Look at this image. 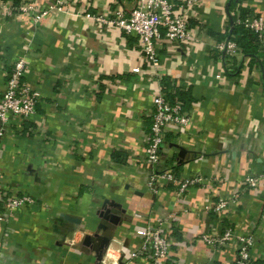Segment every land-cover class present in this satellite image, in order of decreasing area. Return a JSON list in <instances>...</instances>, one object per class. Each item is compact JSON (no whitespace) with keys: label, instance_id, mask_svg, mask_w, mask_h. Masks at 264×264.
<instances>
[{"label":"crops","instance_id":"1","mask_svg":"<svg viewBox=\"0 0 264 264\" xmlns=\"http://www.w3.org/2000/svg\"><path fill=\"white\" fill-rule=\"evenodd\" d=\"M57 1L20 3L38 11ZM62 1V10L34 20L33 12L15 11L13 0H0V94L21 58L23 80L40 97L36 113L12 118L0 139V182L33 198L0 224V264H96L99 239L81 240L97 232L111 237L104 263L150 264L144 255L130 257L141 242L136 231L163 220L173 242L169 264H232L235 236L248 233L250 252L264 262V56L240 53L239 68L228 71L216 55L229 24L228 0H194L191 40L161 39L156 68L143 61L134 35L96 19L117 7L128 13L137 0ZM242 7L264 15V0H244ZM164 82L191 101L189 125L168 133L161 164L181 180L202 178L181 195L163 181L151 188L144 161L151 100ZM247 175L259 177L256 187L243 186ZM221 199H228L223 209L205 210ZM228 227L233 237L221 247L200 239Z\"/></svg>","mask_w":264,"mask_h":264},{"label":"built area","instance_id":"2","mask_svg":"<svg viewBox=\"0 0 264 264\" xmlns=\"http://www.w3.org/2000/svg\"><path fill=\"white\" fill-rule=\"evenodd\" d=\"M64 3L60 0L36 11L31 3L22 2L18 6H14L13 9L18 12H33L34 20H38L48 11L62 10ZM193 3L194 0H183L178 5L169 0H137L135 6L128 13L117 7L111 15L97 16L96 19L104 26L116 27L126 34L134 35L141 58L148 66L156 68L159 65V41L161 39L174 44L191 40L192 31L188 23V10ZM243 23L246 28L258 35L261 44L264 45V15L249 13ZM215 50L228 55V57H236L240 54L238 46L233 41L226 39L218 41ZM133 71L139 72L140 69L134 68ZM24 72L25 64L21 58L14 61L7 72L4 89L0 94V139L5 132L11 131L12 118L26 120L36 113V106L40 100L39 93L23 80ZM151 106L150 126L144 134L146 141L144 161L148 169V185L155 189V184L159 181L175 184L178 188L177 194L181 195L188 187L200 182L202 178L192 177L181 180L172 167H162L161 164L168 133L185 131L190 122V113L183 108L179 100L171 101L162 86L154 93ZM180 148L185 149L179 145L177 149ZM258 181V176L247 175L242 182L244 187L250 188L256 187ZM237 194L233 196L235 197ZM32 202L33 198L29 194L19 193V190L0 182V224H6L22 208ZM227 203L228 199H221L210 207L206 205L205 210L213 208L215 211H220ZM174 216L170 215L167 219L173 220ZM165 223H169V221H159L156 225L138 229L136 234L141 238V242L130 254V257L138 258L144 255L150 259V264L172 262L171 230L164 229ZM59 235L60 243L65 242V234L61 232ZM232 237L233 230L229 227L216 236L200 235L202 241L213 247L225 245ZM69 241L72 240L67 239L66 243ZM235 241L236 247L232 264H264V262L258 263L250 252L254 246L252 233L236 235ZM174 264L184 263L176 261ZM201 264H209V262Z\"/></svg>","mask_w":264,"mask_h":264},{"label":"trees","instance_id":"3","mask_svg":"<svg viewBox=\"0 0 264 264\" xmlns=\"http://www.w3.org/2000/svg\"><path fill=\"white\" fill-rule=\"evenodd\" d=\"M243 1L244 0L227 1V14L229 17V24L225 33L219 38V41L225 39L231 40L238 46V48L240 49V53H242L243 56L259 59L264 56V48L261 44L260 39L258 38V35L254 31L249 30L244 26L243 20L247 15V10L246 8L242 7ZM13 3L14 6H18L20 0H13ZM236 9H239L238 16H236V14L234 13ZM215 51L216 55L222 59L225 68L228 71H236L239 68L238 64L235 63L236 57H228V55L219 53L217 50ZM162 81H164L163 78ZM168 86L169 85L167 83H163V90L165 91L167 97L171 101L179 100L182 103L183 108L186 109V104L191 103L189 99H186V97L189 96L188 93L177 88L174 91L169 92Z\"/></svg>","mask_w":264,"mask_h":264},{"label":"water","instance_id":"4","mask_svg":"<svg viewBox=\"0 0 264 264\" xmlns=\"http://www.w3.org/2000/svg\"><path fill=\"white\" fill-rule=\"evenodd\" d=\"M175 146H176V147H179L178 144H175ZM179 152H180L182 155H184L185 152H187V151H186L185 149L180 148V149H179ZM63 218H64V220L68 221V223L78 224L77 221H73V220H70V219H68V218H65V216H64ZM92 238H97V239H99L98 247H97L96 249H94V250H95V253H96V259L100 262L102 258H101V255H97V253H98L101 249L103 250V248H104V251L106 250V248H107V246H108V244H109V241H110L111 237H110V236H101V235H99L98 232H97V233H94V235H92V236H91V235H86V236H84L83 239H82V243H83L84 245H90V244L92 243ZM99 262H98V264H99Z\"/></svg>","mask_w":264,"mask_h":264},{"label":"bare ground","instance_id":"5","mask_svg":"<svg viewBox=\"0 0 264 264\" xmlns=\"http://www.w3.org/2000/svg\"><path fill=\"white\" fill-rule=\"evenodd\" d=\"M75 234H76V232H72L71 233V236L70 237H72V240H73V238L75 239L76 237H74L75 236ZM110 243H111V239H110V241H109V244H108V246H107V248L109 247V245H110ZM95 247V246H94ZM106 248V249H107ZM116 249H115V247H112L111 248V251H115ZM106 251V250H105ZM104 255H105V252H104ZM104 256H103V259L99 262V263H101V264H109V262H110V259H107L106 261H105V263H104Z\"/></svg>","mask_w":264,"mask_h":264},{"label":"rangeland","instance_id":"6","mask_svg":"<svg viewBox=\"0 0 264 264\" xmlns=\"http://www.w3.org/2000/svg\"><path fill=\"white\" fill-rule=\"evenodd\" d=\"M104 248H103V250L101 249L98 253H97V255H101V258H103V255H104ZM102 260V259H101ZM98 260L96 259V264H98Z\"/></svg>","mask_w":264,"mask_h":264}]
</instances>
